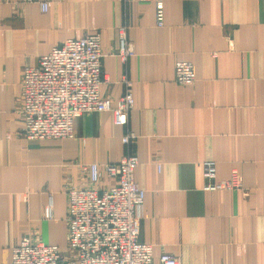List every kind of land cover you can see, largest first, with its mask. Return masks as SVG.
I'll list each match as a JSON object with an SVG mask.
<instances>
[{
	"label": "crops",
	"instance_id": "1",
	"mask_svg": "<svg viewBox=\"0 0 264 264\" xmlns=\"http://www.w3.org/2000/svg\"><path fill=\"white\" fill-rule=\"evenodd\" d=\"M0 0V263L22 238L68 245V188L85 163L135 154L145 190L140 240L154 264L169 253L181 264H264V0ZM121 29L134 54H118ZM99 32L107 80L101 94L116 106L131 83L127 126L112 111L74 120V137L28 139L22 131V72L68 38ZM190 61L196 80H175ZM133 131L134 143L123 142ZM233 171L239 189L207 190ZM115 183L104 177L105 188ZM49 204L52 215L48 216Z\"/></svg>",
	"mask_w": 264,
	"mask_h": 264
},
{
	"label": "built area",
	"instance_id": "2",
	"mask_svg": "<svg viewBox=\"0 0 264 264\" xmlns=\"http://www.w3.org/2000/svg\"><path fill=\"white\" fill-rule=\"evenodd\" d=\"M39 3L47 11V0H11ZM147 1V0H143ZM158 25L164 24L162 0H152ZM119 56L125 63L135 53L126 31L121 29ZM103 52L99 32L79 38H68L42 55L35 66H25L22 72V131L28 139H61L74 137V120L89 111H112L114 122L127 126L134 107L131 83L113 106L112 99L101 94L107 80L102 67ZM175 80L190 85L196 73L190 61L175 63ZM123 142L136 140L133 131L123 135ZM140 164L135 154L115 163H85L79 168L80 185L68 188V245L63 252L56 244L35 241L29 236L12 248L10 264H154L153 245L140 240L142 208L145 190L136 180ZM209 179L207 190L239 189L242 177L233 171L227 180L216 179V164L204 163ZM115 183L100 188L104 178ZM48 216L52 215L49 204ZM160 264H181L178 257L163 253ZM4 264V263H0Z\"/></svg>",
	"mask_w": 264,
	"mask_h": 264
}]
</instances>
